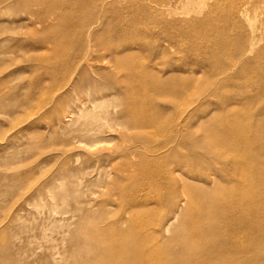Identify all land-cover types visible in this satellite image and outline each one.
<instances>
[{
    "label": "rangeland",
    "instance_id": "obj_1",
    "mask_svg": "<svg viewBox=\"0 0 264 264\" xmlns=\"http://www.w3.org/2000/svg\"><path fill=\"white\" fill-rule=\"evenodd\" d=\"M118 1L105 8V29L95 28L100 48L93 58L108 50L110 64L91 62L90 87L79 78L80 57L100 1L0 0V264L96 262L90 233L108 221L124 229L119 220L131 208L149 234L177 211V229L160 233L153 264L184 262L190 248L182 252L183 244L206 243L195 232L218 223L219 210L206 204L220 194L195 190L212 187L208 160L180 165L182 182L176 176L175 184L144 173L154 167L140 165L132 151L149 160V151L160 148L153 156L161 157L162 171L174 165L173 155L188 152L163 148L170 134L159 125L147 128L148 142L137 145L132 136L143 129L127 126L124 113L133 93L148 116L162 110L157 119L169 125L187 118L190 131L212 144L234 122L264 124V0H193L186 12L188 0H167L171 14L155 6L166 0ZM145 68L148 81L154 74L170 80L168 90L137 86ZM94 99L88 113L60 121ZM96 125L100 131H93ZM197 170L200 181L189 178ZM181 184L188 196L177 207L169 194Z\"/></svg>",
    "mask_w": 264,
    "mask_h": 264
},
{
    "label": "bare ground",
    "instance_id": "obj_2",
    "mask_svg": "<svg viewBox=\"0 0 264 264\" xmlns=\"http://www.w3.org/2000/svg\"><path fill=\"white\" fill-rule=\"evenodd\" d=\"M96 1H100V14L93 18L92 27L86 31L87 40L80 57V65L83 67L79 68V78L83 76V80H87L86 83L90 87H92V83L87 79V75L94 71V65L91 62L99 61L110 64L108 58L110 52L108 50L102 49V55L98 58H93V54L100 48V43L96 39L97 30L95 28L99 27L102 31L105 29L107 25L104 15L106 6L110 5L112 7L119 3L118 0ZM193 2V0H188L182 5V12H186ZM176 3L180 4V2ZM171 4L170 1L166 0L165 2L156 3L155 6L161 9L162 12L171 14L174 12ZM101 73V75H105L103 72ZM148 76L149 71L146 68L143 69L140 75L141 80L138 81L137 86L144 87L149 83L165 90L171 84L170 80L163 79L155 74L150 75L151 81H148ZM111 77L109 78L112 79L113 77ZM123 82H127L126 79ZM76 86H79V84H76ZM76 86L72 87V91L77 89ZM95 102L96 99L88 100V102L75 106L74 109L67 110L66 114L61 116L60 121L64 122L63 119H67L65 122L72 121L70 119L73 118V115L86 112V109L93 107ZM125 102H127V106L124 113L129 116L126 125L135 129H143L140 133L136 131L134 136H132V139L140 143L137 145L144 146L148 142L150 137L147 132H144L147 128L159 125L166 128L170 134L163 148H184L188 152L187 155H173V159H176V162H173L174 165L171 169L162 171L159 168L161 163L159 159L161 157L153 156L160 148L149 151L151 155L149 160H144L141 152L132 151L130 155L133 158L142 159L140 165L154 167L151 170H145L144 173H151L155 177L165 179L167 184H175L176 176L178 181L182 182V168L180 165H185L189 160L200 164L201 160L207 159L208 161H205L206 169L212 171L208 183L212 187L206 191L202 188H196L195 190L204 194L210 192L215 194L216 190L220 192L218 197L216 195L213 200L206 204L208 207H214L219 210L218 223L203 225L195 232L206 243L198 248L190 244H183L181 246L182 252L190 248V256L184 262L170 264H264V124H240L234 122L232 127L219 129L222 133L221 143L212 144L206 141V135L199 136L196 132L190 131L191 128L188 125L187 118L179 117L169 125L168 122L157 119L163 116L162 110L158 109L154 114L151 111V116H148L147 105L139 103L135 93L126 99ZM108 119L105 118L106 121ZM100 128L96 125L93 131H100ZM102 141L103 139L90 141L88 145L92 146ZM198 150H203L205 155L203 157L200 156L197 152ZM130 155L127 156L129 157ZM126 165L132 167V163L129 161H126ZM104 167L105 165H99L97 168L98 174L101 176L105 175ZM200 172L198 170L192 171L189 178L194 181H200ZM221 183L226 184L227 187L220 186L219 184ZM53 196L65 198L64 195L56 193ZM186 196H188V191L181 184L179 191L177 190L175 194H169L170 199L168 202L178 198L177 202L179 205L177 207H182ZM141 206L146 205L144 203ZM131 210L132 208L127 214L125 213V219L119 220V222L126 225L124 229L116 226V222L110 223L108 221L102 222L103 225L98 232L92 231L90 233V239L94 244L90 253L94 256L96 255L99 259L96 262L90 261L84 264L154 263L155 256L151 252L159 253L161 250V245L159 244L160 233L165 234L177 229V227L172 226L173 221L177 219V211L173 212V217L166 218L160 223L157 233L149 234L144 231L143 219L134 216L135 214Z\"/></svg>",
    "mask_w": 264,
    "mask_h": 264
}]
</instances>
